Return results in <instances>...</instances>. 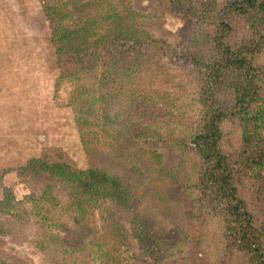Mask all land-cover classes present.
Here are the masks:
<instances>
[{
	"label": "trees",
	"instance_id": "obj_1",
	"mask_svg": "<svg viewBox=\"0 0 264 264\" xmlns=\"http://www.w3.org/2000/svg\"><path fill=\"white\" fill-rule=\"evenodd\" d=\"M39 1L54 85L68 89V112L92 162L42 153L0 169V182L18 169L24 190L0 196V264H33L9 255L1 247L6 237L31 240L43 264H76L78 246L100 236L98 254L106 257L97 264H190L177 256L182 239L157 233L179 226L176 207L123 144L164 137L160 127L146 130L168 91L162 58L187 69L194 89V119L179 121L184 127L165 139L192 154V203L207 219L217 217L207 224L220 237L212 264H264V222L253 209L264 203V0H164L191 32L176 43L135 29L134 12L117 7L129 0Z\"/></svg>",
	"mask_w": 264,
	"mask_h": 264
},
{
	"label": "rangeland",
	"instance_id": "obj_2",
	"mask_svg": "<svg viewBox=\"0 0 264 264\" xmlns=\"http://www.w3.org/2000/svg\"><path fill=\"white\" fill-rule=\"evenodd\" d=\"M117 7L121 15H132L129 13L132 10L135 14L134 28L146 34L166 38L172 43L190 36L188 22L171 12L164 0H129V3H119ZM127 19L132 22V17ZM48 30L39 0H0V150H3L0 153V169L15 167L23 159L42 153L63 157L79 166L92 162V158L84 156L80 126L68 112V89L63 85L55 88V63ZM9 52L11 55H8ZM161 66L168 91L146 130L151 132L160 127L164 137L156 145L134 139L128 146L127 140H124L125 152H132L135 162L150 181L153 180L152 183L162 189L176 207L175 221L179 226H162L157 233L161 234L165 229V238L182 239L183 246L177 256L183 255L190 264H212L213 251L220 237L214 226L208 233L207 224L212 225L217 217L207 219L201 209L198 211V204L192 203L187 177L191 173L192 154L186 150L181 152L165 139L184 127H178L179 121L190 123L195 117L192 81L187 69L170 59L162 58ZM161 119L164 120L162 124ZM90 144L109 149L108 144L100 140ZM3 174L0 196L9 190L13 197H21L24 190L20 183V171L9 168ZM253 209L260 213L264 222V203L255 204ZM93 214L97 216L96 212ZM195 217H198L197 228L187 236V229L195 228ZM6 238L9 240L1 247L9 255L27 258L33 264H43V253L31 240L18 244ZM100 240L101 236L97 241L88 240L79 245L74 251L76 264H97V259L106 257L99 255L104 252V249L100 252ZM104 246L111 250L112 244L108 241V246ZM120 252L122 255L129 253L125 249Z\"/></svg>",
	"mask_w": 264,
	"mask_h": 264
}]
</instances>
